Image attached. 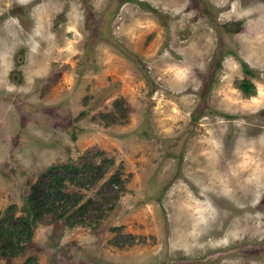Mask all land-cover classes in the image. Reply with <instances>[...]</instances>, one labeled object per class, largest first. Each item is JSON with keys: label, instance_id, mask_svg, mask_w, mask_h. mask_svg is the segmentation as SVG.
I'll return each mask as SVG.
<instances>
[{"label": "rangeland", "instance_id": "374dc122", "mask_svg": "<svg viewBox=\"0 0 264 264\" xmlns=\"http://www.w3.org/2000/svg\"><path fill=\"white\" fill-rule=\"evenodd\" d=\"M21 218L0 264H264V0H0V231Z\"/></svg>", "mask_w": 264, "mask_h": 264}, {"label": "trees", "instance_id": "16d2710c", "mask_svg": "<svg viewBox=\"0 0 264 264\" xmlns=\"http://www.w3.org/2000/svg\"><path fill=\"white\" fill-rule=\"evenodd\" d=\"M250 71V70H249ZM247 71V77H245L239 84V88L248 96L253 95L255 93V86L252 83V81L248 78L249 75H251V71ZM71 165H62L63 168H69ZM57 167V166H56ZM55 165L48 168L46 172H50L52 169L56 168ZM71 168V167H70ZM50 174V173H49ZM63 178L61 176H52V180H54V184L50 183L47 185V187L44 190L37 191L35 188H33V192L31 195L32 199V212L34 210L37 211L39 208V203L37 204V201H40L42 203L48 204V198L54 196L55 194L61 193L60 188L57 186V183L60 182ZM22 219V218H21ZM6 230L5 232L8 233L9 236L6 235V233H2L0 231V248L4 249V253L8 254H15L17 249V243L14 241L13 234L16 232H25L26 231V237L27 240H31V227H30V221H27V219H22L20 222V225L22 226V230H18V225H8L6 221L2 223ZM23 264H38L36 259L34 257H28Z\"/></svg>", "mask_w": 264, "mask_h": 264}]
</instances>
